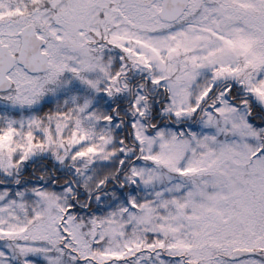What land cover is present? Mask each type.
<instances>
[{
  "label": "rangeland",
  "instance_id": "1",
  "mask_svg": "<svg viewBox=\"0 0 264 264\" xmlns=\"http://www.w3.org/2000/svg\"><path fill=\"white\" fill-rule=\"evenodd\" d=\"M160 6L0 0L10 53L31 24L50 61L0 94V264H264V0Z\"/></svg>",
  "mask_w": 264,
  "mask_h": 264
},
{
  "label": "water",
  "instance_id": "2",
  "mask_svg": "<svg viewBox=\"0 0 264 264\" xmlns=\"http://www.w3.org/2000/svg\"><path fill=\"white\" fill-rule=\"evenodd\" d=\"M162 7L159 16L167 22L179 19L187 10L189 0H161ZM21 48L17 57L10 54L9 49L0 40V92L11 89L12 82L8 75L16 64L30 74L44 73L48 70L49 58L43 52L45 40L37 34L33 25L25 26L21 32ZM250 251L237 249L231 254V259L250 255Z\"/></svg>",
  "mask_w": 264,
  "mask_h": 264
},
{
  "label": "trees",
  "instance_id": "3",
  "mask_svg": "<svg viewBox=\"0 0 264 264\" xmlns=\"http://www.w3.org/2000/svg\"><path fill=\"white\" fill-rule=\"evenodd\" d=\"M10 93H12V91H10L8 94H10ZM233 100H234V102H237L238 103V97H237V95H235L234 94V90H232L231 91V96H230ZM162 104V103H161ZM46 111L47 112H50L51 111V109L48 107L47 109H46ZM260 119L261 118H255V122H254V120L251 118V121L253 122V123H255V125H259V126H262L263 124L261 123V121H260ZM49 159L50 158H41V159H39V161H37L36 163H42V164H45V165H47V163H49ZM50 163H51V161H50ZM28 166H29V163H24V168H26V170H22L21 171V173H20V180L21 181H23V182H27V181H31L30 180V178L32 177V175H31V170L29 171V169H28ZM52 170H53V168H51ZM0 187H5V185H3V184H0ZM105 188H107V190L108 191H111V192H113V191H116L114 194L115 195H123V192H122V190H119V188L118 187H115L114 186V184L111 182V181H108L107 183H106V186H105ZM128 187H125V191L127 192L128 191ZM77 197H80L81 198V196H77ZM115 196H112L111 197V199H113ZM259 198H260V196H259ZM238 203V201L237 200H233V202H232V207H233V209L235 210L236 208H238L237 206H236V204ZM74 209H75V211H78V213H83L84 215V220L85 221H88V222H92V220H93V217H94V214H97L98 213V211L97 210H95L94 208H92V207H79L78 205H76L75 203H74ZM253 217L252 219H253V221L255 222V219H256V214H254V212L252 211L251 213H250V215H248V219H246V218H244L243 219V221H240L239 219H238V216H236V218H235V220L233 219L231 222L234 224V226H235V228L237 229L238 228V231L240 230H242L243 228L245 229V230H247L248 229V223H249V218L250 217ZM242 225V226H241ZM241 226V227H240ZM252 226L253 227H255V224H252ZM253 251V254H259V253H262L263 251H261V250H256V249H253L252 250ZM121 263H123V262H121Z\"/></svg>",
  "mask_w": 264,
  "mask_h": 264
}]
</instances>
